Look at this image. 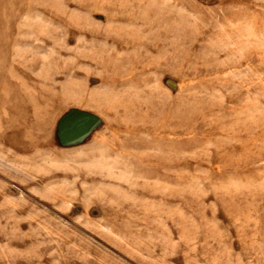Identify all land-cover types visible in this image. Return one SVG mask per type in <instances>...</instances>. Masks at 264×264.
<instances>
[{"label": "rangeland", "instance_id": "obj_1", "mask_svg": "<svg viewBox=\"0 0 264 264\" xmlns=\"http://www.w3.org/2000/svg\"><path fill=\"white\" fill-rule=\"evenodd\" d=\"M0 264H264V0H0Z\"/></svg>", "mask_w": 264, "mask_h": 264}, {"label": "water", "instance_id": "obj_2", "mask_svg": "<svg viewBox=\"0 0 264 264\" xmlns=\"http://www.w3.org/2000/svg\"><path fill=\"white\" fill-rule=\"evenodd\" d=\"M97 124V117L86 111L73 110L62 117L58 125L60 140L65 145L82 142Z\"/></svg>", "mask_w": 264, "mask_h": 264}]
</instances>
